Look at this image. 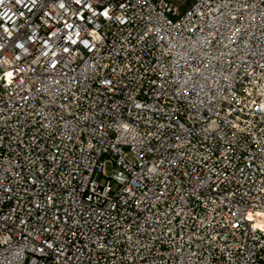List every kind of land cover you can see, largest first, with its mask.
I'll list each match as a JSON object with an SVG mask.
<instances>
[{
	"label": "built area",
	"instance_id": "built-area-1",
	"mask_svg": "<svg viewBox=\"0 0 264 264\" xmlns=\"http://www.w3.org/2000/svg\"><path fill=\"white\" fill-rule=\"evenodd\" d=\"M0 264H264V0H2Z\"/></svg>",
	"mask_w": 264,
	"mask_h": 264
},
{
	"label": "snow or ice",
	"instance_id": "snow-or-ice-1",
	"mask_svg": "<svg viewBox=\"0 0 264 264\" xmlns=\"http://www.w3.org/2000/svg\"><path fill=\"white\" fill-rule=\"evenodd\" d=\"M0 2H2V0H0ZM61 6H63V5H61ZM107 13H105V15H106ZM8 77H11V75H12V73L11 72H9V73H7L6 74Z\"/></svg>",
	"mask_w": 264,
	"mask_h": 264
}]
</instances>
